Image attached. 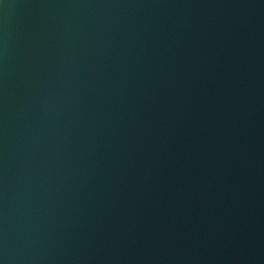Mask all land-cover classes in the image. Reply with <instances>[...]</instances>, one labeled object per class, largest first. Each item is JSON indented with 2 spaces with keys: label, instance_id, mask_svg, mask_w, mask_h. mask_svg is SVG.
Returning a JSON list of instances; mask_svg holds the SVG:
<instances>
[{
  "label": "water",
  "instance_id": "water-1",
  "mask_svg": "<svg viewBox=\"0 0 264 264\" xmlns=\"http://www.w3.org/2000/svg\"><path fill=\"white\" fill-rule=\"evenodd\" d=\"M0 264H264V0H0Z\"/></svg>",
  "mask_w": 264,
  "mask_h": 264
}]
</instances>
